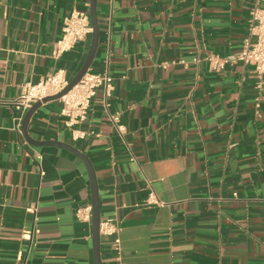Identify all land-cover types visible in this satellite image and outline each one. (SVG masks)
<instances>
[{
  "label": "crops",
  "instance_id": "obj_1",
  "mask_svg": "<svg viewBox=\"0 0 264 264\" xmlns=\"http://www.w3.org/2000/svg\"><path fill=\"white\" fill-rule=\"evenodd\" d=\"M89 3L0 0V264H94L91 221L75 217L91 205L83 162L30 144L12 107L26 84L78 72L91 35L52 51L63 19ZM255 3L97 0L88 72L111 77V96L98 90L72 128L47 101L27 134L92 163L100 221L119 227L101 236L102 264H264V77L237 60ZM208 54L228 62L211 71Z\"/></svg>",
  "mask_w": 264,
  "mask_h": 264
},
{
  "label": "built area",
  "instance_id": "obj_2",
  "mask_svg": "<svg viewBox=\"0 0 264 264\" xmlns=\"http://www.w3.org/2000/svg\"><path fill=\"white\" fill-rule=\"evenodd\" d=\"M248 23V35L241 43L237 60L250 66L252 72L259 78V84H261V78L264 77V0H256L255 5L250 10ZM91 33L89 12L73 9L63 19L61 35L54 44L52 55L60 56L63 52L84 41ZM203 60L208 63L211 71L222 70L228 62L225 57L216 54H208ZM193 61L199 62L200 59L194 58ZM68 84L69 80L65 78L64 72L58 70L48 74L35 84L23 86L19 96L12 101V107L16 112L14 121L17 127H19L25 112L32 104L41 101L45 97L59 94ZM113 89L112 79L107 73L87 72L67 93L58 98L63 104L62 115L65 118V126L72 128L87 118L91 99L97 94L98 90L102 91L104 103L106 104V99L111 96ZM109 118L114 124L118 121V115L116 114L109 115ZM117 129L120 132L122 131L120 126ZM75 132L73 131L74 137H83L82 132L74 134ZM75 217L81 221H91V205L76 209ZM118 231L119 227L114 219L108 218L100 221V236H115ZM33 232L31 231L28 239L31 240ZM115 246H118L117 241H115Z\"/></svg>",
  "mask_w": 264,
  "mask_h": 264
},
{
  "label": "water",
  "instance_id": "obj_3",
  "mask_svg": "<svg viewBox=\"0 0 264 264\" xmlns=\"http://www.w3.org/2000/svg\"><path fill=\"white\" fill-rule=\"evenodd\" d=\"M96 3L97 0H90L89 3V16L91 21L92 33H91L90 46L82 66L80 67L78 72L73 76V78L69 81L68 86L62 92L54 96L45 97L41 101L32 104V106L25 112L23 119L21 121V133L24 136V138L32 145L40 146V147L43 146L60 147L65 150H68L83 162L89 179L90 201H91V233H92L91 237H92L94 264H102L100 257L101 236L99 234V224H100L99 193H98V184L96 180V175L92 163L85 154H82L70 144L56 140H34L27 134L29 120L33 115V113L43 103L50 100H57L60 96L67 93L88 72L89 67L94 59L99 41V21L97 17Z\"/></svg>",
  "mask_w": 264,
  "mask_h": 264
}]
</instances>
